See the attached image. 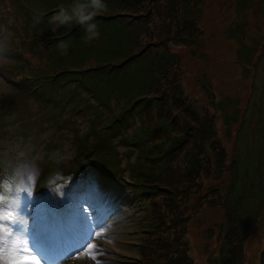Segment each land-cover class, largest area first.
<instances>
[{"label":"rangeland","instance_id":"374dc122","mask_svg":"<svg viewBox=\"0 0 264 264\" xmlns=\"http://www.w3.org/2000/svg\"><path fill=\"white\" fill-rule=\"evenodd\" d=\"M54 1L0 0V33L2 32L0 34V152L2 155L5 152L7 158H15L10 161L11 167L14 164L17 165L18 162L20 167L21 161L28 160L25 157L30 153L31 146L25 145V142L30 143L32 141L37 144L38 137L42 136L43 133L41 130H33L44 129L43 126H46L47 129L53 127L50 120H45L41 125L42 120H37L36 114L39 115V119H45L49 110L57 115L58 109L55 112L50 105H46L40 110L36 109V95H38V92L35 96L29 95L28 90L30 87L27 81L20 83L21 88L10 83L13 82L12 74L19 70L22 64H25V60H28L34 67L39 66L38 62L42 61L47 54L40 45L15 46L18 43L16 44L13 41L14 33L24 23L28 29L43 30L45 22L37 18L35 14H39L42 9ZM153 1L155 3L148 4L145 7L146 9L143 11L145 13L144 19L138 20L139 23L142 22L143 26L150 27L151 35L159 33L157 35V38H159L174 33L179 26L188 28L182 25L183 22L180 21L182 15L176 11L185 6L184 0H171L167 5V12L160 5V1L166 0ZM203 8L204 14L194 21L195 26L190 30V32L195 33L197 41L201 44V47H197L196 50H201L203 54H199V51H197L192 55L191 52L194 46L177 48L175 51L171 50L173 62L167 69L166 75H164L163 83L168 84L172 75L177 76L184 94L194 100L192 105L200 115L209 114L215 107H212V103H217L218 100L230 99L233 105H236L234 114L243 117V125L237 132V121L226 133L234 132V139L237 142L243 136L246 148L244 153L241 152V157H243L242 164L245 166L247 175L242 176L239 182L243 184V190L246 194H257L263 187V184H259L257 180L256 168L258 166L264 179V0H205ZM26 13L27 16H25ZM231 13L236 21H240L241 24L243 22L244 26L235 23L231 39H226L224 37L226 26L229 22L234 23V20L230 21L233 18ZM3 21L5 23L3 30H1ZM162 22L165 25L164 27L161 26ZM129 27L132 28L133 25ZM22 30L18 34L19 36L26 34V31ZM240 35H243L244 42L236 45L235 41L241 38ZM95 39L96 37L91 38L90 41L96 42ZM16 41L18 42V40ZM147 41L149 40L143 41V44H146ZM168 45L175 44L169 43ZM17 48H19L18 55H14L12 51L17 50ZM162 50H164L163 45L160 48V51ZM10 62L19 63L20 65H11ZM22 70L25 72L23 67ZM253 81L254 86H252ZM202 84L208 85L207 92H210V94L203 91L205 88L202 87L203 90L201 89ZM8 103L10 105L6 106ZM218 105L224 106V104ZM245 105L246 108L243 111ZM36 110L39 111L36 112ZM219 120L220 118L217 117L218 132ZM75 121L80 128H84L78 119H75ZM225 122L229 123V118H226ZM10 131L13 132L11 140L6 138V134ZM30 131L33 132L30 133ZM58 133H62V130ZM16 141L19 144V153H16ZM70 147L71 143L67 142L63 154L64 158L69 157ZM1 148H4V151ZM34 155L36 156L33 163L36 160L39 162L41 155L37 151ZM3 159L5 160V158ZM185 160V156L178 158L177 161L176 158L172 160L176 165L173 177L177 180L171 188L176 186L177 190L180 189L176 195L183 200H190L195 196L194 192H186L181 189L192 191L196 186V179L188 183L189 180L183 168ZM219 169L213 165L208 170L201 172L200 177L197 179L200 183V193H207V190L216 187L214 183L220 179L217 177ZM221 172L222 179L226 180L225 169H221ZM10 173L12 172L10 171ZM35 174L34 169L24 170L20 176L22 187L29 188ZM213 196L216 199V196ZM259 196L260 194L257 196V202ZM260 199L264 200V194L260 196ZM127 207H131V204L128 203ZM219 213L204 216L203 224L192 228L194 231L189 233L191 252L195 254V264H201L205 260L212 262L215 258L214 254L217 253L220 246L221 238L226 235V228H217L218 224H213L219 216L223 219V215H219ZM255 219L256 217L247 221L244 234L240 233L238 235L236 232L232 236L237 244L234 245L230 253L231 259L235 260L231 264H262L261 258L264 255V222L262 221L264 217L261 215L258 221ZM133 221L132 215L129 213L127 224ZM211 224L212 228L215 229L213 233L211 232V239L217 236L216 241L203 239V235L205 236L207 232L206 229ZM184 226L185 223L182 228ZM181 232L184 233V229ZM192 236L195 239L193 243ZM185 246L183 252L186 251ZM204 247L206 252H203ZM211 250L214 254H208ZM205 253L208 254L207 259H205Z\"/></svg>","mask_w":264,"mask_h":264},{"label":"trees","instance_id":"16d2710c","mask_svg":"<svg viewBox=\"0 0 264 264\" xmlns=\"http://www.w3.org/2000/svg\"><path fill=\"white\" fill-rule=\"evenodd\" d=\"M79 2L87 3V0H77ZM119 0H104V3L106 5L105 9L103 10L104 14H110L109 11H113L114 13H118V10H114L115 6L118 4ZM109 17H105L104 19H110V16L113 15H107ZM123 18H121V21H109L108 23L103 24L101 27L105 28L108 30V38H107V43L105 44L106 49H98L95 50L94 54L91 52L90 47H86V43L88 39H86L85 35L88 36L87 33L82 34L81 32H77L79 29H85V22L81 24L80 22L76 21L73 19V26L71 28V31L73 29V33L70 32L71 38L73 42H71V47L72 51L69 54V57L67 58L64 55V51L58 49L60 45H62V41L66 39V36L60 37L58 40V46L54 47V45H48L47 49V56H44L43 60L38 62V65H51L52 64V57L48 56L50 55L49 53L55 52L56 59L60 60L61 58H64V62L62 64L57 63V65L60 66V68L57 69V72L53 73L52 68H43L42 73L43 76L37 74L34 75V72H30L29 76H32L34 80H38L37 82H41L38 85H35L33 89H36V87H40L39 92L43 93V96L48 91L43 90L44 83L46 84H52L53 86H58V89L60 90V84L57 85L59 80L61 79L63 74L70 69H79V70H84L85 68L83 67H77L79 64L82 65L83 61L86 60L87 58L85 57V54L88 55L89 57L95 58L97 64L94 67H89L87 68L88 71L91 72V75L93 77V85H87L86 86V92L94 91L98 103H100L101 106H108V96L120 93V84L122 83L120 76L125 75L124 78L125 81L123 83L127 84L126 87L132 88L129 90L130 94L134 96H130V102H128L127 98L124 97L125 102L128 103H118L121 109L123 110H134V112L138 113L141 116H146L148 113L155 111L157 112L160 116L162 115L163 111H170L177 108L176 106L178 105L179 101H177V94L179 93L180 88L177 85L168 83V84H162L161 82H156L159 76V69L157 68L156 65H165L167 62H156L157 58L163 60V57L166 55V53L169 50L163 51V52H149L147 54V59L145 58L146 62L148 63L151 62L152 64L148 63V66H146L145 70L141 72L139 76H137L138 82L132 77L129 78L126 76L129 71H124L119 76L117 77H112L109 86H102L103 83H107L109 74L107 72V76L104 77L102 72L105 71L104 67L101 66L102 63L106 60L105 65L107 62H111L110 59L108 58H113L116 56V53L118 52L116 48V43L121 42V44L126 43V41L132 42L136 36V33L132 29H127L125 27V23H127V20L123 22ZM132 33H131V32ZM116 34V35H115ZM54 48V49H52ZM129 49V46H128ZM132 50V49H130ZM100 54L104 56H108L106 58H98L95 55ZM137 53L132 52L128 56L129 57H135ZM105 59V60H103ZM103 60V61H102ZM156 62V63H155ZM33 65V64H31ZM127 73V74H126ZM46 75V76H44ZM133 75V74H132ZM27 75V77H29ZM161 77V75H160ZM48 81H52L53 83H48ZM56 83V84H55ZM42 84V85H41ZM90 86V87H89ZM43 90V91H42ZM123 98V97H122ZM228 100V99H227ZM71 101V100H70ZM69 101V103H70ZM229 101V100H228ZM42 103L44 101H41ZM82 101L81 100H73L72 104H80ZM224 104V106H221V108H225L226 106L230 107L231 102L227 101H220L219 104ZM226 107V108H228ZM112 109V108H110ZM189 111V107H186ZM132 118V112L128 114ZM177 118V117H176ZM194 118H196L195 114H190L186 115L184 122H186V125L184 127L186 129H189L188 123L190 122H197ZM161 118H159L157 121H160ZM206 122V119L202 120V123L200 124L202 127V124ZM175 123V119L170 118V126H172ZM109 124L107 122L104 125H101L96 128H92L91 132L94 134L98 135V138H100L98 143L97 149H105L106 145L103 141V139L107 138V132L102 131V129L106 128V125ZM205 126V125H203ZM198 132V140L195 139V143H197V147H191L188 146L187 144L183 146H179L180 144L182 145V141H179L177 145L171 147L168 150V155L170 156L169 159H171L177 150H179L178 155L179 156H185V162H184V171L186 174L187 179L189 180L188 183H190L192 180L197 179L198 176H200L201 172L204 170H208L211 168L214 164L219 170L223 169V166H220V155L215 153V147L212 145L214 141V135L215 131L212 128H205V129H200V130H193L192 133ZM189 133L187 130L185 134H192ZM223 146V145H222ZM95 147L92 149L87 148L86 146L78 143L76 146V159L79 160V165L77 166L78 169H83V162L85 159L91 157V156H96L97 154L94 153L93 151L95 150ZM225 150V148H224ZM226 152V150H225ZM167 155V156H168ZM101 163H104L100 158H99ZM166 166H169L167 164ZM158 180H163V177H158ZM210 202V201H209Z\"/></svg>","mask_w":264,"mask_h":264},{"label":"clouds","instance_id":"9594fccd","mask_svg":"<svg viewBox=\"0 0 264 264\" xmlns=\"http://www.w3.org/2000/svg\"><path fill=\"white\" fill-rule=\"evenodd\" d=\"M104 0H87V3H77L69 9H61L54 17V22L64 24L73 19L83 24L105 9ZM96 25H88L89 39L97 37L99 34L95 31ZM61 47H65L61 45Z\"/></svg>","mask_w":264,"mask_h":264},{"label":"snow or ice","instance_id":"6c2138e0","mask_svg":"<svg viewBox=\"0 0 264 264\" xmlns=\"http://www.w3.org/2000/svg\"><path fill=\"white\" fill-rule=\"evenodd\" d=\"M24 191H26L28 193V195L31 197L32 196V192L31 191H28V189L26 188H23ZM81 211L83 213H85V216L87 217V208H84L83 206L81 207ZM9 219H14V220H18L19 218L18 217H11L8 213H4V212H0V232H5L7 231L6 227H5V222L8 221ZM20 223H23L22 220H19ZM93 231L94 230H89L87 232L86 235H84L83 233L79 236V239H80V243L77 244V246L70 252L68 253H64L62 254V256L64 258H68L70 259L73 254L75 252H79L81 249H80V244L83 242V241H87V240H91L92 238V235H93ZM37 239L40 240L41 238L36 235ZM48 248L51 249V247L48 245ZM97 248V245L95 244H88L87 245V251L84 252L83 256L84 257H87V258H90L92 260H96L97 257L95 255V250ZM17 251H18V248H17ZM0 255H2V252H0ZM78 259L79 258H82V257H77ZM27 259H32L34 260L35 264H41V261L36 259L34 256H31V254L28 256V257H20V256H16L14 255V258L10 259L9 261V264H22V261L24 260H27ZM47 264V262H46Z\"/></svg>","mask_w":264,"mask_h":264},{"label":"bare ground","instance_id":"6f19581e","mask_svg":"<svg viewBox=\"0 0 264 264\" xmlns=\"http://www.w3.org/2000/svg\"><path fill=\"white\" fill-rule=\"evenodd\" d=\"M89 197H91V194H89ZM93 201L95 202V201H96V199H93Z\"/></svg>","mask_w":264,"mask_h":264}]
</instances>
